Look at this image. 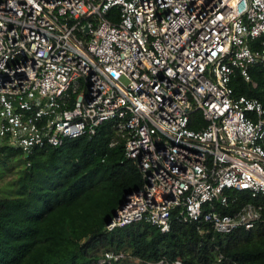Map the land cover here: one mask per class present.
Returning a JSON list of instances; mask_svg holds the SVG:
<instances>
[{
  "label": "built area",
  "instance_id": "built-area-1",
  "mask_svg": "<svg viewBox=\"0 0 264 264\" xmlns=\"http://www.w3.org/2000/svg\"><path fill=\"white\" fill-rule=\"evenodd\" d=\"M112 6L116 12L107 14ZM254 43V44H253ZM264 66V0H0V142L93 134L112 119L141 182L106 222L168 230L173 211L218 231L252 226L264 192V104L234 96ZM199 109L205 124L188 125ZM87 264H182L105 249Z\"/></svg>",
  "mask_w": 264,
  "mask_h": 264
},
{
  "label": "trees",
  "instance_id": "trees-1",
  "mask_svg": "<svg viewBox=\"0 0 264 264\" xmlns=\"http://www.w3.org/2000/svg\"><path fill=\"white\" fill-rule=\"evenodd\" d=\"M116 11L112 6L107 14ZM249 72L255 84L234 68L232 94L256 96L264 104V66L253 63ZM203 124L194 109L188 125ZM116 137L108 119L91 135L36 144L24 155L12 180L15 192L0 193V264H87L105 249H126L143 259L178 257L182 264H264V192L233 191L228 210L245 200L262 205L249 228L218 231L202 220L184 221L174 210L165 231L140 219L108 229L115 209L141 182L139 167L124 154V139L110 144ZM21 154L0 142V164Z\"/></svg>",
  "mask_w": 264,
  "mask_h": 264
},
{
  "label": "rangeland",
  "instance_id": "rangeland-1",
  "mask_svg": "<svg viewBox=\"0 0 264 264\" xmlns=\"http://www.w3.org/2000/svg\"><path fill=\"white\" fill-rule=\"evenodd\" d=\"M24 154L18 155L7 163L0 164V193H14L15 183L12 182L20 168L24 166Z\"/></svg>",
  "mask_w": 264,
  "mask_h": 264
},
{
  "label": "water",
  "instance_id": "water-1",
  "mask_svg": "<svg viewBox=\"0 0 264 264\" xmlns=\"http://www.w3.org/2000/svg\"><path fill=\"white\" fill-rule=\"evenodd\" d=\"M122 205V202L119 204V206H121ZM109 220V219H108Z\"/></svg>",
  "mask_w": 264,
  "mask_h": 264
}]
</instances>
